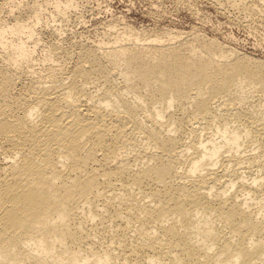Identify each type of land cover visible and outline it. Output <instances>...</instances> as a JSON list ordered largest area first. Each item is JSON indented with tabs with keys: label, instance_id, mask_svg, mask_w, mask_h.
<instances>
[{
	"label": "bare ground",
	"instance_id": "1",
	"mask_svg": "<svg viewBox=\"0 0 264 264\" xmlns=\"http://www.w3.org/2000/svg\"><path fill=\"white\" fill-rule=\"evenodd\" d=\"M77 7L0 2V264H264V61Z\"/></svg>",
	"mask_w": 264,
	"mask_h": 264
},
{
	"label": "rangeland",
	"instance_id": "2",
	"mask_svg": "<svg viewBox=\"0 0 264 264\" xmlns=\"http://www.w3.org/2000/svg\"><path fill=\"white\" fill-rule=\"evenodd\" d=\"M191 1L194 2V5H191L188 0H185V3L184 0H76L78 9L68 11L70 19H68V25L63 24V37L61 36V38L65 44L69 45L70 42L75 41L73 38H76V41L81 40V42L85 39L86 43L98 41L100 38H104V33L107 32L106 24L115 21L117 24L119 21L118 29L112 31V38L117 36L116 32H122L125 25L131 26L137 31L152 30L160 34L171 31L182 35L183 38L198 31L200 35L216 39L225 46L227 45L228 48L264 61V21H261V19L264 20V13H262L264 8L261 9L260 14L258 13L259 16L256 14L257 19L254 13L251 15L248 12L247 14V11L242 7L229 9L227 6V11L226 6H222L224 7L222 8L213 0L211 1L214 3H211L210 0ZM242 9L245 10L244 14ZM245 15L248 17L254 15V18L250 16L251 20L246 16L247 20ZM256 19L257 21H254ZM72 33H75L74 36ZM70 63L73 64V62ZM41 68L37 67V69Z\"/></svg>",
	"mask_w": 264,
	"mask_h": 264
}]
</instances>
